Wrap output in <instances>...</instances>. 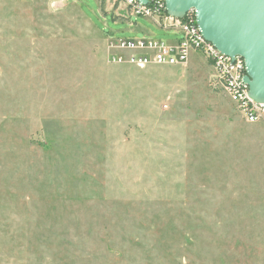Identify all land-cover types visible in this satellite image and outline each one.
<instances>
[{
    "label": "rangeland",
    "instance_id": "obj_1",
    "mask_svg": "<svg viewBox=\"0 0 264 264\" xmlns=\"http://www.w3.org/2000/svg\"><path fill=\"white\" fill-rule=\"evenodd\" d=\"M100 1L0 0V264H264V120L200 55L110 62Z\"/></svg>",
    "mask_w": 264,
    "mask_h": 264
},
{
    "label": "built area",
    "instance_id": "obj_2",
    "mask_svg": "<svg viewBox=\"0 0 264 264\" xmlns=\"http://www.w3.org/2000/svg\"><path fill=\"white\" fill-rule=\"evenodd\" d=\"M133 17L152 19L164 30H172L178 38L173 42L147 37H107L108 59L115 64L145 66L186 65L193 55H200L214 68L224 93L237 110L249 122L264 120V102L255 101L248 94L244 59L222 54L201 34L191 8L182 18L170 16L165 11L164 0H149L141 4L137 0H118Z\"/></svg>",
    "mask_w": 264,
    "mask_h": 264
},
{
    "label": "water",
    "instance_id": "obj_3",
    "mask_svg": "<svg viewBox=\"0 0 264 264\" xmlns=\"http://www.w3.org/2000/svg\"><path fill=\"white\" fill-rule=\"evenodd\" d=\"M147 4L149 0H137ZM168 15L195 10L203 37L222 54L244 59L248 94L264 102V0H164Z\"/></svg>",
    "mask_w": 264,
    "mask_h": 264
},
{
    "label": "crops",
    "instance_id": "obj_4",
    "mask_svg": "<svg viewBox=\"0 0 264 264\" xmlns=\"http://www.w3.org/2000/svg\"><path fill=\"white\" fill-rule=\"evenodd\" d=\"M100 5H101L100 10L103 14L107 13L110 10L114 20L120 21V23H122L124 25L123 32L126 34H131V36L126 35V34L121 35L112 29L103 30L107 37L113 36L115 38L116 37H127V38L147 37V38H151L150 36H152L153 33L147 29V27H146L147 23H150V24H153V26L159 27L157 24H155L153 22L152 19L143 18V17H133L132 15L129 14V11L124 6V4L122 2H119L118 0H101ZM161 29H163V28H161ZM168 31L173 32L174 37L172 39H168L166 41H168V42L175 41V39L178 38L177 33L172 31V30H168ZM136 35H138V36L136 37Z\"/></svg>",
    "mask_w": 264,
    "mask_h": 264
}]
</instances>
